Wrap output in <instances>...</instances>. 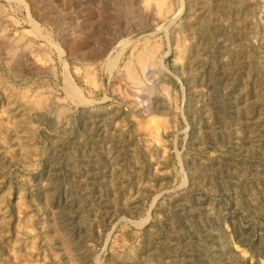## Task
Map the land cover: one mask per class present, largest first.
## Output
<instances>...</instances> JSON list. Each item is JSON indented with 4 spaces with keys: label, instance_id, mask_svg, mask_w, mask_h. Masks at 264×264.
<instances>
[{
    "label": "rangeland",
    "instance_id": "1",
    "mask_svg": "<svg viewBox=\"0 0 264 264\" xmlns=\"http://www.w3.org/2000/svg\"><path fill=\"white\" fill-rule=\"evenodd\" d=\"M147 1L0 0V264H264V0Z\"/></svg>",
    "mask_w": 264,
    "mask_h": 264
},
{
    "label": "bare ground",
    "instance_id": "2",
    "mask_svg": "<svg viewBox=\"0 0 264 264\" xmlns=\"http://www.w3.org/2000/svg\"><path fill=\"white\" fill-rule=\"evenodd\" d=\"M149 1L151 2V3H154L155 4V6H156V8L158 9H162L163 8V10H168L169 11V9L170 8H172V7H170L169 6V4L167 5V2H168V0H148L147 1V3H149ZM171 1V0H170ZM169 1V2H170ZM202 1V0H201ZM168 2V3H169ZM223 2V1H222ZM226 2V1H225ZM230 3V2H229ZM218 4V3H217ZM227 4V3H226ZM228 5V4H227ZM172 6V5H171ZM214 6V5H213ZM147 7V6H146ZM219 9V8H218ZM229 10V9H228ZM230 11V10H229ZM228 11V12H229ZM159 13V12H158ZM168 13V12H167ZM4 27H6V26H4ZM8 29V28H7ZM6 34V33H5ZM8 35V34H7ZM4 36V35H3ZM6 37V36H5ZM4 37V38H5ZM20 38V37H19ZM22 38V37H21ZM5 40L7 41V43H6V51L9 53H7L8 54V56H10L11 58L16 54V51H17V49L18 48H16V46H17V42H13L12 41V43H11V41H10V39L8 38V37H6L5 38ZM4 40V41H5ZM19 40V39H18ZM21 40V39H20ZM17 41V40H16ZM128 42V41H127ZM181 42V41H180ZM184 42V41H183ZM155 44L153 43L152 44V42L151 43H147L146 45H144L143 47H141V49H139L138 51H136L135 50V53L134 54H132L134 57H132V55H131V57L133 58V60L132 61H130V62H127L126 64H125V66H124V68H121L122 69V74H124V75H126L127 76V78L128 79H130L131 81H133V83L134 84H136V85H139V84H141L142 83V79H141V77L139 76V73H138V67L142 70V71H144V73H145V76L147 77V71H146V68H148V66H149V64L150 63H154L153 61H154V59H155V46H154ZM158 46V45H157ZM196 46V45H195ZM26 47H29V46H26ZM158 48V47H157ZM30 49H31V47H30ZM121 49V48H120ZM188 49H189V47H187L186 46V44L185 43H180V45H179V55H184V56H186V54H188V53H186L187 51H188ZM68 50V49H67ZM117 52V51H116ZM120 52H123L122 51V49H121V51ZM70 53V52H69ZM120 54V53H119ZM117 55V54H116ZM14 58V57H13ZM117 58V57H116ZM115 58V59H116ZM157 58H158V56H157ZM110 61V64H113V62L115 61L114 60V58L113 59H110L109 60ZM109 61H108V63H109ZM129 61V60H128ZM159 62H161L160 60H159ZM96 63V62H95ZM161 64V63H160ZM84 65V64H83ZM108 65V64H107ZM90 66V65H89ZM87 67V66H86ZM91 67V66H90ZM89 67V68H90ZM151 67V66H150ZM149 67V68H150ZM88 68V67H87ZM88 68V69H89ZM90 72V71H89ZM88 72V73H89ZM123 79V78H122ZM4 80V79H3ZM5 81V80H4ZM7 83V82H6ZM71 83V82H70ZM163 85V84H162ZM9 86V85H8ZM9 87H11V86H9ZM14 88H15V86H14ZM13 88V89H14ZM165 88V87H164ZM39 89V88H38ZM37 89V90H38ZM71 89V88H70ZM16 90V89H15ZM24 90V89H23ZM72 90V89H71ZM75 90V89H74ZM164 90V89H163ZM14 91V90H13ZM28 91V90H27ZM26 92V91H25ZM32 92V91H31ZM168 92H169V90H168ZM20 93V92H19ZM36 93V92H35ZM27 93H21L20 94V97H22L23 99L22 100H27L26 98H28L27 97V95H29V93L26 95ZM32 94V93H31ZM30 94V95H31ZM39 94V93H38ZM41 94V93H40ZM13 95V94H12ZM19 95V94H18ZM36 95V94H35ZM38 96V95H37ZM35 96V98L33 97V95L32 96H30L32 99L29 101L30 103H32L31 105L33 106H43V105H45L44 104V101H47V100H45V98L43 99L42 98V96ZM46 96V95H45ZM30 99V98H29ZM51 101V100H50ZM26 103H28L27 101H25ZM29 105V104H28ZM39 107H37V108H39ZM64 107V106H63ZM32 108V107H31ZM66 108V107H65ZM158 110V112L159 113H162L161 111H159V109H157ZM173 111V110H172ZM64 112V109H62V113ZM144 112H146V113H149V112H153L151 109H149L148 107H146L145 108V110H144ZM60 113V112H59ZM158 113V114H159ZM166 113V112H165ZM168 113V112H167ZM154 114V113H153ZM157 114V113H156ZM163 116V115H162ZM167 116V115H166ZM164 117V116H163ZM165 120H167L166 118H164ZM162 122V121H161ZM160 122V123H161ZM170 122V121H169ZM11 124V123H10ZM17 124V123H16ZM27 124V123H26ZM162 124H164V123H162ZM167 124V123H166ZM19 126V125H18ZM16 128V127H15ZM12 129V128H11ZM18 131V130H17ZM30 131H31V129H30ZM34 131V130H33ZM26 132V131H25ZM17 133V132H16ZM30 135H33V133L31 132V134ZM21 138V137H20ZM31 138V137H30ZM23 142H25V141H23ZM27 143V142H26ZM29 143V142H28ZM21 144V143H20ZM30 144H28V146H29ZM26 147H27V145H26ZM30 147V146H29ZM28 148V147H27ZM33 239V238H32ZM68 245V244H67ZM70 246V245H69ZM68 247V246H67ZM71 250V249H70ZM71 252H72V250H71ZM67 253H69V252H67ZM70 254V253H69ZM70 256H72V255H70ZM72 257H74V256H72ZM71 257V258H72Z\"/></svg>",
    "mask_w": 264,
    "mask_h": 264
}]
</instances>
